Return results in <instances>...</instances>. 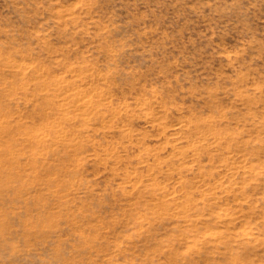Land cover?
Here are the masks:
<instances>
[{"label": "rangeland", "instance_id": "obj_1", "mask_svg": "<svg viewBox=\"0 0 264 264\" xmlns=\"http://www.w3.org/2000/svg\"><path fill=\"white\" fill-rule=\"evenodd\" d=\"M0 131V264H264V0H0Z\"/></svg>", "mask_w": 264, "mask_h": 264}, {"label": "bare ground", "instance_id": "obj_2", "mask_svg": "<svg viewBox=\"0 0 264 264\" xmlns=\"http://www.w3.org/2000/svg\"><path fill=\"white\" fill-rule=\"evenodd\" d=\"M11 67L13 68V67H14V64L11 65ZM36 69H38V68H36ZM17 70H18V73H24V72H27L24 68H21V69H20V68L18 67ZM17 70H16V72H17ZM35 72H37V71H35ZM38 74H39V73H38ZM38 76H40V74H39ZM11 82H12V81H11ZM20 84H22V83H20ZM23 85H24V84H23ZM23 85H21V86L23 87ZM12 86H14V85L12 84ZM10 87H11V86H10ZM16 87H17V85H16ZM10 89H11V88H10ZM14 89H16L15 86H14ZM61 111H62V110H61ZM61 111H60V112H61ZM61 113H64V112L62 111ZM66 113H67V112L65 111L64 114H66ZM11 120H12V119H11ZM11 123H12V122H11ZM55 126H56V125H55ZM53 127H54V126H53ZM54 131H55V130H54ZM1 132H2V131H0V134H1ZM43 134L45 135V133H43ZM40 135H41V134H40ZM40 135H39V136L37 135L38 137L35 136V137H37V139H38V140H35V141H41V140H43V138H45V136H46V135H45V136L43 135V136H44V137H43V136H40ZM32 136H33V135H32ZM32 136H31L30 138H32ZM0 137H1V136H0ZM9 142H10V141H9ZM16 143H17V142H16ZM8 146H10V145H8ZM1 149H2V148H1ZM2 150H3V149H2ZM10 153H11V151H10ZM216 236H218V235L216 234L215 237H213V238L216 239V238H217ZM220 237H221V239H225V238H224L225 235H223V234H220Z\"/></svg>", "mask_w": 264, "mask_h": 264}]
</instances>
